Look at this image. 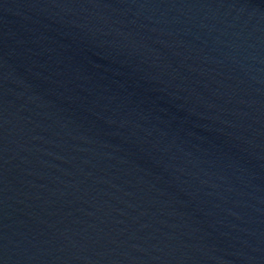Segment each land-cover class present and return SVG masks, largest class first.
Segmentation results:
<instances>
[{"label":"water","instance_id":"obj_1","mask_svg":"<svg viewBox=\"0 0 264 264\" xmlns=\"http://www.w3.org/2000/svg\"><path fill=\"white\" fill-rule=\"evenodd\" d=\"M0 264H264V0H0Z\"/></svg>","mask_w":264,"mask_h":264}]
</instances>
